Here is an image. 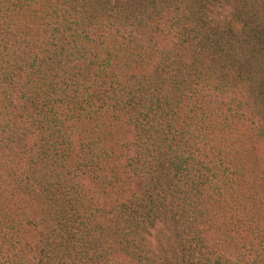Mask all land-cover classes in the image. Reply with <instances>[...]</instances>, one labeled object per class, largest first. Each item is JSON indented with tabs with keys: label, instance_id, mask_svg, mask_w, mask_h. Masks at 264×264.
<instances>
[{
	"label": "trees",
	"instance_id": "obj_1",
	"mask_svg": "<svg viewBox=\"0 0 264 264\" xmlns=\"http://www.w3.org/2000/svg\"><path fill=\"white\" fill-rule=\"evenodd\" d=\"M0 264H264V0H0Z\"/></svg>",
	"mask_w": 264,
	"mask_h": 264
},
{
	"label": "rangeland",
	"instance_id": "obj_2",
	"mask_svg": "<svg viewBox=\"0 0 264 264\" xmlns=\"http://www.w3.org/2000/svg\"><path fill=\"white\" fill-rule=\"evenodd\" d=\"M233 9L232 3L227 4L226 6L222 7L219 12H217L216 16L214 17V21L219 23L228 13Z\"/></svg>",
	"mask_w": 264,
	"mask_h": 264
}]
</instances>
